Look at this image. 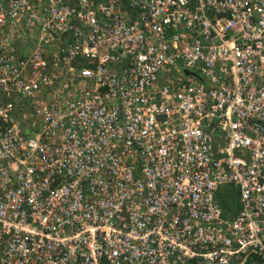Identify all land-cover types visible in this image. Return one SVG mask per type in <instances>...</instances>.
<instances>
[{
    "label": "built area",
    "instance_id": "built-area-1",
    "mask_svg": "<svg viewBox=\"0 0 264 264\" xmlns=\"http://www.w3.org/2000/svg\"><path fill=\"white\" fill-rule=\"evenodd\" d=\"M0 264H264V0H0Z\"/></svg>",
    "mask_w": 264,
    "mask_h": 264
},
{
    "label": "trees",
    "instance_id": "trees-1",
    "mask_svg": "<svg viewBox=\"0 0 264 264\" xmlns=\"http://www.w3.org/2000/svg\"><path fill=\"white\" fill-rule=\"evenodd\" d=\"M26 109V108H25ZM31 109L29 108L28 109V111H26V110H24V109H22V108H15L14 109V113L16 114V117L18 118V119H21V114L22 113H24V112H28V113H30L31 111H30ZM25 124V123H24ZM231 197H232V193H231ZM217 201L219 202V204H220V206H221V209L222 210H224V211H226V210H228V211H231L232 213L234 212V209L232 208V206L230 205L229 206V204L228 203H226L225 201H223V200H219L218 198H217Z\"/></svg>",
    "mask_w": 264,
    "mask_h": 264
},
{
    "label": "rangeland",
    "instance_id": "rangeland-1",
    "mask_svg": "<svg viewBox=\"0 0 264 264\" xmlns=\"http://www.w3.org/2000/svg\"><path fill=\"white\" fill-rule=\"evenodd\" d=\"M226 196L227 195L224 193V187H219L218 191H217V198L219 200L225 201L226 203H229V206L231 205V202H233V205H234L235 197H236L234 191H233V194H232V198L230 197L231 200L226 198Z\"/></svg>",
    "mask_w": 264,
    "mask_h": 264
},
{
    "label": "clouds",
    "instance_id": "clouds-1",
    "mask_svg": "<svg viewBox=\"0 0 264 264\" xmlns=\"http://www.w3.org/2000/svg\"><path fill=\"white\" fill-rule=\"evenodd\" d=\"M232 205H233V204H232ZM232 205H231V206H232Z\"/></svg>",
    "mask_w": 264,
    "mask_h": 264
}]
</instances>
